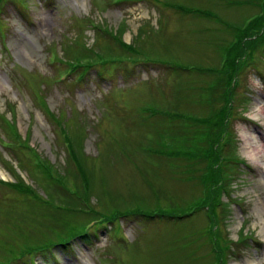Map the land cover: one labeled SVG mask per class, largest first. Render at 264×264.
I'll list each match as a JSON object with an SVG mask.
<instances>
[{
	"label": "rangeland",
	"instance_id": "1",
	"mask_svg": "<svg viewBox=\"0 0 264 264\" xmlns=\"http://www.w3.org/2000/svg\"><path fill=\"white\" fill-rule=\"evenodd\" d=\"M259 1H0L2 262L27 236L37 241L64 233L65 219L75 216L64 189L87 184L89 206L120 214L182 207L198 194V182L182 181L177 159L163 154L164 133L177 134L191 127L187 117L202 119L221 107L226 80L202 69L222 65L233 27L258 13ZM249 39L254 43L231 74L225 118L242 163L223 181L227 191L215 189L221 203L211 208L212 222L202 209L182 218L119 215L113 222L76 215L89 220L92 236L35 254L34 264H211L209 225L220 249L243 238L235 255L222 249L220 264H264V23ZM122 44L135 49L131 56L93 66L84 76L68 69L74 58L87 60L85 53L94 60L123 53ZM37 156L60 180L35 167ZM213 165L218 172L220 160L213 158ZM17 182L54 205L21 192Z\"/></svg>",
	"mask_w": 264,
	"mask_h": 264
},
{
	"label": "trees",
	"instance_id": "2",
	"mask_svg": "<svg viewBox=\"0 0 264 264\" xmlns=\"http://www.w3.org/2000/svg\"><path fill=\"white\" fill-rule=\"evenodd\" d=\"M257 6L259 8V12L252 16V19L247 24H241L239 26L233 27L235 32V34L233 35L234 41L229 42L226 46H224L220 56L221 58L223 57L222 65H220L218 62L215 68L211 67L202 69L203 71L213 73V75L217 76V80H220L221 78H224V80H226L227 86L223 92V95L226 98H224L221 107H219L214 114L208 115L207 117L202 119H193L191 117H187L188 120L185 121H191V127H188L185 130L183 129L181 132L176 131L175 133L177 134H173L167 131L164 133L165 135H168L165 136L163 154L172 156V159H177L175 168L181 175L182 181L190 182L192 180H196L198 182V194L192 200L183 203L182 207L181 205H177L172 206V209H165L161 206H157L153 209V212H150V214L136 207L134 209L126 210V212L120 214L119 210L116 209L114 211L102 212L96 210L94 206H89L86 197V195L88 194L87 184H85L84 187H81L80 191H78L79 189L74 191L64 189L69 199V201L65 203L69 209L68 212H75V216H73L74 219H71L72 216L70 217V213L68 214L70 218L65 219L67 223L63 225L62 231H64V233L59 234L61 232L59 231L55 234H52L48 238H43V235H41V237H38L39 239L37 241H32V238L27 236L25 237L26 239L22 244L21 242L17 241V245L14 246L13 249H9V251L7 252L9 253V255L6 257L5 262H2V260L0 259V263L10 264L15 260H21V262H24L25 264H34V262L31 261L30 258L35 254L41 252L44 253L47 250H51L53 247L65 248L67 245L72 243L73 240L76 239H89V237L92 236L91 234L94 232V228H87V222L89 221L88 219L85 222H81V219L79 218L85 217L87 215H97V217L101 218L102 221L113 222L120 216H129L131 214L160 216L166 219L182 218L202 209L206 210L211 221V208L221 203L219 199H216L217 188H225L227 191V185L225 186V182L223 183V181L229 179V176L235 171V167L237 170H239V166L237 165H239V163H242L238 159L237 154H235L234 135L232 132H230V129L227 130L225 118L229 110L227 98L230 91L229 82L231 74L236 71V67L238 64L237 61L239 60L243 49L246 47V45L254 43V40L249 38L256 33L257 27H259L261 23H264V0H260L257 3ZM192 9L196 13L202 14V10L191 8L190 11H192ZM257 42L255 43V45L257 44ZM122 46H125L121 49L123 53L113 52V55L107 54L105 56L97 54L95 60L93 58H89V56L85 53L83 55L86 56L85 58H87V60H83V56L81 58H74L70 61V63H68V69L70 70V72H74L78 68L82 70L79 71V74L84 76L86 74V71L91 67L97 65L102 66L104 65L103 63H106L113 58L117 59L121 56L123 58H127L132 55L131 51L134 52L135 50L133 48H127L126 44H122ZM72 50L73 49H71V51L69 50V54L71 55H73ZM86 50L87 47L85 51ZM213 85L214 84L210 85L209 87ZM199 127L200 129H198ZM224 132L225 136L223 135ZM63 138L67 151H69L73 158H75L76 151L73 143L71 142V139L67 137L65 132L63 133ZM167 139H170L172 142H174L173 146L169 144L170 141H167ZM10 144H13V142L11 141ZM225 146L226 148H224ZM159 151L161 153V150ZM215 157L217 158V161L220 160V170L218 169V172L213 165V158ZM34 165L35 167L43 171L47 178L60 180V178H58L56 174H54L53 170L46 163H44L42 159L38 158V156L36 158V161L34 162ZM196 165H198L199 168ZM78 167L80 169V175L83 176V182L86 183L88 180L86 178L87 176L85 174V171L80 164H78ZM59 183L63 185L61 181H59ZM0 184L5 183L0 181ZM21 185L19 183L15 184V188L25 194L30 193V195L36 197L37 200L45 203L46 206L50 207L51 204L54 205V203L50 201L42 200L35 193H32L29 188L22 187ZM69 205H71V207H69ZM58 206L61 209V205ZM175 207L178 208V210L175 209ZM76 215L80 216L78 217ZM96 218L93 217L90 220H95ZM205 232L211 252L210 255L212 256L211 264H220L222 258V249L227 250L228 247H230L231 250H235L232 251L233 255H235L237 252L236 247L238 243L243 241V238L241 237H238L236 241H224L223 248L220 249L217 237L210 225L209 227L206 226ZM14 253L16 254L13 255ZM28 258L30 259L29 261ZM26 261H28V263H26Z\"/></svg>",
	"mask_w": 264,
	"mask_h": 264
},
{
	"label": "bare ground",
	"instance_id": "3",
	"mask_svg": "<svg viewBox=\"0 0 264 264\" xmlns=\"http://www.w3.org/2000/svg\"><path fill=\"white\" fill-rule=\"evenodd\" d=\"M236 264H238V263H236Z\"/></svg>",
	"mask_w": 264,
	"mask_h": 264
}]
</instances>
